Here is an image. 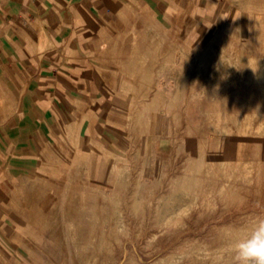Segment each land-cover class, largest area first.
Here are the masks:
<instances>
[{
    "label": "rangeland",
    "instance_id": "obj_1",
    "mask_svg": "<svg viewBox=\"0 0 264 264\" xmlns=\"http://www.w3.org/2000/svg\"><path fill=\"white\" fill-rule=\"evenodd\" d=\"M189 9L114 19L111 110L12 163L0 264H231L264 217V0Z\"/></svg>",
    "mask_w": 264,
    "mask_h": 264
},
{
    "label": "crops",
    "instance_id": "obj_2",
    "mask_svg": "<svg viewBox=\"0 0 264 264\" xmlns=\"http://www.w3.org/2000/svg\"><path fill=\"white\" fill-rule=\"evenodd\" d=\"M189 2L0 0V237L13 164L39 158L69 123L111 110L105 49L112 45L114 19L129 9L187 16Z\"/></svg>",
    "mask_w": 264,
    "mask_h": 264
},
{
    "label": "clouds",
    "instance_id": "obj_3",
    "mask_svg": "<svg viewBox=\"0 0 264 264\" xmlns=\"http://www.w3.org/2000/svg\"><path fill=\"white\" fill-rule=\"evenodd\" d=\"M229 254L231 264H264V217L232 241Z\"/></svg>",
    "mask_w": 264,
    "mask_h": 264
},
{
    "label": "bare ground",
    "instance_id": "obj_4",
    "mask_svg": "<svg viewBox=\"0 0 264 264\" xmlns=\"http://www.w3.org/2000/svg\"><path fill=\"white\" fill-rule=\"evenodd\" d=\"M233 89V88H232ZM237 100V99H236ZM217 102V101H216ZM239 144H240V142H239Z\"/></svg>",
    "mask_w": 264,
    "mask_h": 264
}]
</instances>
